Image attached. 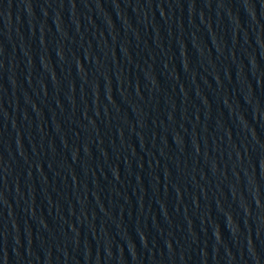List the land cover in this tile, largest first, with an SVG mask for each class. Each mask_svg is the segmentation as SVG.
<instances>
[{
    "label": "water",
    "instance_id": "water-1",
    "mask_svg": "<svg viewBox=\"0 0 264 264\" xmlns=\"http://www.w3.org/2000/svg\"><path fill=\"white\" fill-rule=\"evenodd\" d=\"M0 264H264V0H0Z\"/></svg>",
    "mask_w": 264,
    "mask_h": 264
}]
</instances>
